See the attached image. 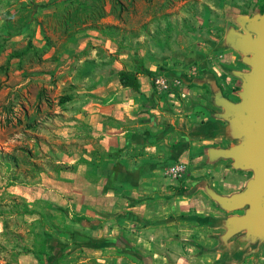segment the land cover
I'll return each mask as SVG.
<instances>
[{
    "label": "crops",
    "instance_id": "obj_1",
    "mask_svg": "<svg viewBox=\"0 0 264 264\" xmlns=\"http://www.w3.org/2000/svg\"><path fill=\"white\" fill-rule=\"evenodd\" d=\"M39 1L0 0V105L13 101V93L30 81L67 76L64 102L57 100L48 110L53 115L36 121L40 137L50 142L39 154L49 150L56 157L41 159L33 185L23 180L15 192L29 208L43 204L50 217L70 225L61 230L49 219L45 231L64 236L53 238L51 246L59 242L67 248L70 242L87 253L86 261L98 264L107 263L108 252L121 264H264L258 250L264 226L219 207L209 182L198 178L206 168L202 162L223 145L225 122L216 114L218 108L227 111L224 104L202 98L172 106L181 113L170 115L150 78L138 75L139 93L121 86L117 72L135 71L137 58L156 72L157 58L141 38L123 52L120 41L100 36L71 41L57 35L41 52L39 28L46 8L35 6ZM66 1L46 9L57 16L50 26L69 25ZM30 27L38 29L34 48L26 51ZM180 79L194 84L183 85L190 97L215 88L216 77L202 68ZM2 135L0 129V145L5 144ZM178 166L182 170L174 174ZM31 216L40 224L39 213ZM242 233L246 238L238 236Z\"/></svg>",
    "mask_w": 264,
    "mask_h": 264
},
{
    "label": "rangeland",
    "instance_id": "obj_2",
    "mask_svg": "<svg viewBox=\"0 0 264 264\" xmlns=\"http://www.w3.org/2000/svg\"><path fill=\"white\" fill-rule=\"evenodd\" d=\"M59 1L41 0L35 6L48 9V6H54ZM65 4L69 6V25L50 26L49 20L57 16L46 9L42 12L38 39L41 52L50 48L57 35H65L71 41L78 37L86 39L95 36L116 43L120 41L118 47L123 48V52L132 49L134 41L141 38L142 46L151 49L150 55L157 58L155 75L163 77L168 85L165 91L158 93L160 97L166 98L165 105L170 115L180 112L172 106L196 104L202 98L213 104L227 102L237 106L243 102V76L249 74L252 67L247 63L250 56L238 52L232 45V39L236 35H245V24L264 14V0H70ZM28 5L26 1L25 6ZM28 17L29 12L25 19ZM37 29H29L28 45L32 49V39ZM28 63H32V60ZM200 68L216 77L215 88L195 91L196 96L190 97L184 92L180 77L185 74L190 77L196 75ZM66 79L67 76L60 75L30 81L21 93H13V101L0 105V129L5 141V144L0 145V264H44L43 255L38 252L41 238L48 234L52 238L64 239L60 232H50V229L45 231L47 225L41 226L37 221H32L31 215L15 214L22 210V199L15 192L18 186H23V180L27 185H33V179L41 168V159L49 158L52 161L56 157L49 154V150L44 155L39 154L40 148L49 146L50 142L40 137L38 126L42 122L40 116L53 115L48 110L53 111L57 100L64 98L68 86L62 83ZM193 85L188 82L184 86ZM10 97L8 95L4 100ZM33 100L38 101V105ZM18 102L22 103L17 105ZM218 112L216 117L225 122L226 134L221 139L223 145L202 162L206 168L198 178L209 182L207 187L211 189L218 206L227 210L220 199H231L240 193L254 177V171L237 166L232 158L220 156L217 151L246 142L256 133V129L239 113L228 110L222 113L224 109L220 108ZM199 113L202 114V111ZM42 140H45L43 145L39 144ZM7 156L13 158L12 162L4 160ZM37 206V209H44L43 204ZM233 210L249 221L258 220V224L264 226V213L254 214L249 203L227 211ZM1 222L5 227L3 232ZM50 222L57 224L61 230L70 229L64 219L51 217ZM245 235L242 233L238 236L246 238ZM67 245L54 264H98L95 260L86 261L88 255L79 247L72 248L70 242ZM250 247L255 250L257 246L251 244ZM47 248L45 252L50 253ZM258 250L263 257L264 242ZM106 256V264H121L113 253L108 252Z\"/></svg>",
    "mask_w": 264,
    "mask_h": 264
},
{
    "label": "water",
    "instance_id": "obj_3",
    "mask_svg": "<svg viewBox=\"0 0 264 264\" xmlns=\"http://www.w3.org/2000/svg\"><path fill=\"white\" fill-rule=\"evenodd\" d=\"M245 35H236L232 39L233 47L244 55H249L247 63L252 67L249 74L243 76V102L234 106L225 102L229 112L242 115L247 123L256 129L248 140L236 147L217 151L223 157L232 158L237 166L251 168L254 177L246 187L231 199H220L227 210L237 209L249 203L254 214L264 213V14L245 24Z\"/></svg>",
    "mask_w": 264,
    "mask_h": 264
},
{
    "label": "trees",
    "instance_id": "obj_4",
    "mask_svg": "<svg viewBox=\"0 0 264 264\" xmlns=\"http://www.w3.org/2000/svg\"><path fill=\"white\" fill-rule=\"evenodd\" d=\"M32 48H30L29 45H27L26 51L31 50ZM144 75L148 78H150L151 80H153V77L155 76V73L147 70L146 68H144L141 60L139 58L136 59V63H135V71H125V70H121L117 72V77L119 80V83L121 84V86L123 87H129L132 88L134 90H136L139 93V88H140V84L138 82V75ZM63 98H60L59 103H63ZM12 157L11 156H7L4 158L5 161L7 162H12ZM22 210L20 212H15V214H20V215H32L35 214V211L37 212V214L39 213L40 216V220H39V225L41 226H46L48 225L47 222H49V219L51 218L49 216V214H47V212L41 208V209H32L29 208V206L24 203L23 201L20 202ZM38 204H36V207ZM42 240H40L39 244H38V252L40 251L41 254L43 255V263L44 264H54L56 261H58L61 257L63 248L66 246L65 244H60L61 246L59 247V242H57V244H55L54 246H51L53 238L51 236L44 235L43 238H41ZM92 245V244H91ZM47 246L49 247V252H45ZM48 249V248H47ZM27 252V251H26ZM39 252V253H40Z\"/></svg>",
    "mask_w": 264,
    "mask_h": 264
},
{
    "label": "built area",
    "instance_id": "obj_5",
    "mask_svg": "<svg viewBox=\"0 0 264 264\" xmlns=\"http://www.w3.org/2000/svg\"><path fill=\"white\" fill-rule=\"evenodd\" d=\"M153 82H154V88L157 92H163L168 88V85L163 77L155 75V77L153 78ZM181 170H182L181 166H178L172 171L174 172V174H178Z\"/></svg>",
    "mask_w": 264,
    "mask_h": 264
}]
</instances>
